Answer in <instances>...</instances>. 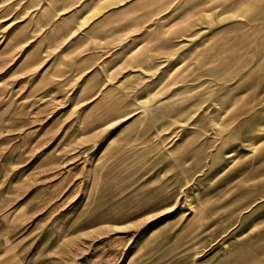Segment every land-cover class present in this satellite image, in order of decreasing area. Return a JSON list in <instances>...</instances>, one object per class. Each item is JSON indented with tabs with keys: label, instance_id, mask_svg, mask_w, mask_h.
Masks as SVG:
<instances>
[{
	"label": "rangeland",
	"instance_id": "obj_1",
	"mask_svg": "<svg viewBox=\"0 0 264 264\" xmlns=\"http://www.w3.org/2000/svg\"><path fill=\"white\" fill-rule=\"evenodd\" d=\"M0 264H264V0H0Z\"/></svg>",
	"mask_w": 264,
	"mask_h": 264
}]
</instances>
